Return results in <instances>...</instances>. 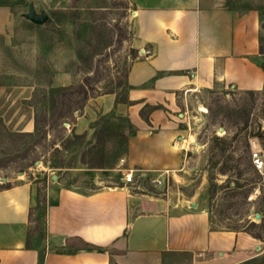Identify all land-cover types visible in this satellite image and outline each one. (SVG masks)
<instances>
[{
  "label": "rangeland",
  "instance_id": "1",
  "mask_svg": "<svg viewBox=\"0 0 264 264\" xmlns=\"http://www.w3.org/2000/svg\"><path fill=\"white\" fill-rule=\"evenodd\" d=\"M258 11L264 38V0H231ZM13 24L0 37V190L31 181L44 196L54 182L97 190L117 182L127 134L125 120L98 119L92 134L74 138L79 113L109 90L144 54L135 46V11L128 0H2ZM29 7L46 15L28 20ZM84 92V93H83ZM88 95L83 100V95ZM102 96V95H101ZM180 113L188 141L182 167L174 171H132V191L169 204L197 207L214 231L244 232L260 244V256L243 264H264V92L216 86L188 94ZM78 136V135H76ZM33 216V221H34ZM38 237L42 220L31 226ZM253 238V237H252ZM196 264H210L203 255ZM173 264H193L179 256ZM195 264V263H194Z\"/></svg>",
  "mask_w": 264,
  "mask_h": 264
},
{
  "label": "crops",
  "instance_id": "2",
  "mask_svg": "<svg viewBox=\"0 0 264 264\" xmlns=\"http://www.w3.org/2000/svg\"><path fill=\"white\" fill-rule=\"evenodd\" d=\"M134 11L135 46L145 54L128 68L127 103L114 94L92 99L76 118L74 134L90 137L98 119L125 120L127 134L117 182L85 191L59 182L46 185L42 235L31 233L30 210L39 190L31 181L0 190V264H243L260 256L244 232L214 231L197 207L137 194L124 183L128 171L154 173L182 167L188 141L180 113L190 93L231 87L263 89L262 35L257 10L231 0H128ZM13 24L0 0V37ZM92 246L94 248H90Z\"/></svg>",
  "mask_w": 264,
  "mask_h": 264
},
{
  "label": "trees",
  "instance_id": "3",
  "mask_svg": "<svg viewBox=\"0 0 264 264\" xmlns=\"http://www.w3.org/2000/svg\"><path fill=\"white\" fill-rule=\"evenodd\" d=\"M261 30H262V26H261ZM259 52L260 54L263 56V63H262V69L264 70V38L263 36L261 35L260 36V40H259ZM128 71V70H127ZM127 71H126V75H125V81L124 83L122 81H118V85L117 87L118 88H124L125 89V93L122 95H119L116 91L114 90H109V91H106L104 93H101L99 94L98 96H101V95H106V94H114L116 96V103H127V98H126V91L128 89V86H127V83H126V76H127ZM262 92H264V84H263V89H262ZM84 93V92H83ZM88 95L85 94L83 95V100H87ZM82 114L79 113L77 115L78 116H81ZM74 138H77V139H80L81 137L80 136H76L74 135ZM30 215L34 218V221L35 222H38L40 220H42V223H43V229H44V221H45V197L42 196L39 192H38V195H37V203H36V206L34 208H32L30 210ZM251 235V237H253L254 239H260V236L259 235H253L251 233H248ZM42 235V234H41ZM43 236V235H42ZM90 248H94L92 246H89Z\"/></svg>",
  "mask_w": 264,
  "mask_h": 264
},
{
  "label": "built area",
  "instance_id": "4",
  "mask_svg": "<svg viewBox=\"0 0 264 264\" xmlns=\"http://www.w3.org/2000/svg\"><path fill=\"white\" fill-rule=\"evenodd\" d=\"M142 53L145 54L143 51H142ZM250 161H251V164L255 170L260 171L264 168V162H263L258 151H252L251 152ZM132 179H133L132 178V171H128L124 175V178H123L124 183H126V184L131 183Z\"/></svg>",
  "mask_w": 264,
  "mask_h": 264
},
{
  "label": "water",
  "instance_id": "5",
  "mask_svg": "<svg viewBox=\"0 0 264 264\" xmlns=\"http://www.w3.org/2000/svg\"><path fill=\"white\" fill-rule=\"evenodd\" d=\"M27 18L29 21L35 24H42L46 21V15H36L32 7H29Z\"/></svg>",
  "mask_w": 264,
  "mask_h": 264
}]
</instances>
